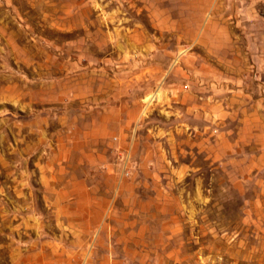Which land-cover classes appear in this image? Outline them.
Here are the masks:
<instances>
[{"label": "rangeland", "instance_id": "1", "mask_svg": "<svg viewBox=\"0 0 264 264\" xmlns=\"http://www.w3.org/2000/svg\"><path fill=\"white\" fill-rule=\"evenodd\" d=\"M264 264V0H0V264Z\"/></svg>", "mask_w": 264, "mask_h": 264}, {"label": "crops", "instance_id": "2", "mask_svg": "<svg viewBox=\"0 0 264 264\" xmlns=\"http://www.w3.org/2000/svg\"><path fill=\"white\" fill-rule=\"evenodd\" d=\"M104 264H119L117 261H113L108 257L107 253L105 254Z\"/></svg>", "mask_w": 264, "mask_h": 264}]
</instances>
